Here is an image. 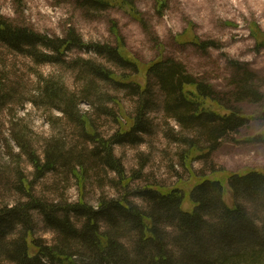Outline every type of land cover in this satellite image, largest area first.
Returning a JSON list of instances; mask_svg holds the SVG:
<instances>
[{
    "label": "rangeland",
    "instance_id": "obj_1",
    "mask_svg": "<svg viewBox=\"0 0 264 264\" xmlns=\"http://www.w3.org/2000/svg\"><path fill=\"white\" fill-rule=\"evenodd\" d=\"M135 5L143 22L127 7L115 6L96 12L81 6L79 0H0V15L13 25L28 26L50 37L64 38L74 29L86 44L122 46L125 55L137 60L143 68L160 58L180 61L189 73L212 85L221 94L220 99L249 117L250 122L212 153H207L206 144H201V151H190L189 146L178 142L185 134L167 116L162 94L153 86L157 99L154 110L147 116L149 133L139 132L140 140L136 144L114 146L126 178L131 179L126 187L120 184L117 174L90 156L97 143L88 141L75 123L51 107L42 95V88L46 81H51L57 86L63 84L81 97L89 77L79 59L91 60L119 75L130 76L137 84L145 82L144 72L137 81L132 71L121 69L95 52L79 49L68 53L65 65L36 64L0 42V207L26 200L18 190L26 179L34 194L41 198L69 202L83 199L95 208L103 198L127 197L148 210L137 191L147 187L180 188L187 191L182 209L191 213L195 204L188 190L197 184L198 178L223 170L229 173L249 169L264 171V143L250 142L264 132V100L237 101L228 94L234 88L232 77L236 73V68L230 65L232 61L246 65L254 73L253 84L264 94V37L258 42L251 33L253 24L264 32V0H136ZM113 25L123 40L114 33ZM196 39L208 44V48L196 46ZM118 89L102 87L103 92L110 93L120 103L108 104L115 112L114 117L104 114L99 105L81 100L80 111L94 125L91 137L96 134L109 140L123 126L125 131L130 128L127 119L135 116L136 100L129 92ZM20 143L28 145V150L36 153L42 162L47 160L52 147L65 145L66 152L72 153L74 166L81 162L76 167L81 175L72 176L65 167L39 173ZM221 179L226 189L224 199L233 206L228 180ZM239 202L250 214L255 213L245 201ZM33 215L35 238L53 246L56 233L46 227L37 211Z\"/></svg>",
    "mask_w": 264,
    "mask_h": 264
},
{
    "label": "trees",
    "instance_id": "obj_2",
    "mask_svg": "<svg viewBox=\"0 0 264 264\" xmlns=\"http://www.w3.org/2000/svg\"><path fill=\"white\" fill-rule=\"evenodd\" d=\"M81 6L91 11L104 12L112 7H127L133 16L143 22L136 0H79ZM113 31L120 36L117 26ZM251 33L258 42L264 32L253 24ZM196 38V37H195ZM0 42L12 51L27 56L36 64H67L68 53L73 49L95 52L108 62L124 70L132 71L139 81L144 72L145 82L133 83L130 76L117 74L91 60L78 62L88 74V85L81 97L71 93L63 84L46 81L42 95L51 107L75 123L89 141L97 143L90 156L100 160L106 168L120 178V184L128 186L131 179L121 161L114 154L117 144H136L138 133L148 134L151 126L148 114L156 106L157 95L153 86L162 94L167 116L174 119L185 135L178 142L189 146L190 151H201L207 145V153L219 149L225 140L246 126L250 119L229 103L220 99L215 88L196 77L187 67L175 59H158L143 68L142 64L125 55L124 47L86 44L77 31L70 29L64 38L50 37L28 26L13 25L0 15ZM203 50L208 44L194 41ZM236 68L232 77L233 90L228 93L235 100L247 98L263 101L264 94L253 84L254 73L237 61L230 62ZM116 87L135 97L136 111L125 126L111 139L93 134L90 117L80 111V102L99 105L104 114L114 117L109 102L119 101L102 87ZM84 94V95H83ZM228 106V107H227ZM121 124L120 119H117ZM252 143H264V132L251 139ZM37 171L41 174L55 172L65 167L69 174L79 177L74 158L67 147L54 146L42 162L36 153L21 144ZM214 174V175H213ZM212 176L198 178L190 196L195 204L193 212L182 209L186 192L172 188L159 190L147 187L137 195L148 205V210L126 198H103L97 208L85 203L65 199L49 201L34 194L31 184L24 179L18 188L26 200L0 207V264H264V171L249 169L242 173L225 170ZM222 177L227 178L233 197L229 206L224 197ZM240 200L254 208L250 214ZM38 212L46 227L56 233L53 246L36 239L34 212ZM105 228V229H104Z\"/></svg>",
    "mask_w": 264,
    "mask_h": 264
}]
</instances>
